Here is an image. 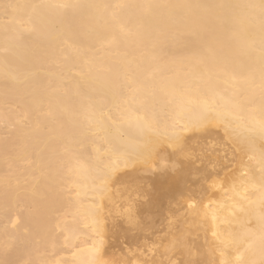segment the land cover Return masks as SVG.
Listing matches in <instances>:
<instances>
[{
	"label": "bare ground",
	"instance_id": "obj_1",
	"mask_svg": "<svg viewBox=\"0 0 264 264\" xmlns=\"http://www.w3.org/2000/svg\"><path fill=\"white\" fill-rule=\"evenodd\" d=\"M0 264H264V0H0Z\"/></svg>",
	"mask_w": 264,
	"mask_h": 264
},
{
	"label": "rangeland",
	"instance_id": "obj_2",
	"mask_svg": "<svg viewBox=\"0 0 264 264\" xmlns=\"http://www.w3.org/2000/svg\"><path fill=\"white\" fill-rule=\"evenodd\" d=\"M2 131H5L6 132V129H2ZM60 232H58V234H59Z\"/></svg>",
	"mask_w": 264,
	"mask_h": 264
}]
</instances>
